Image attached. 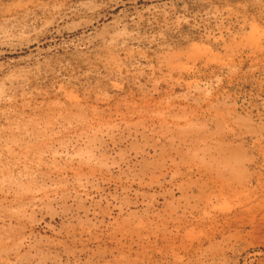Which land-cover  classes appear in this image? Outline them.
Segmentation results:
<instances>
[{"label":"rangeland","instance_id":"rangeland-1","mask_svg":"<svg viewBox=\"0 0 264 264\" xmlns=\"http://www.w3.org/2000/svg\"><path fill=\"white\" fill-rule=\"evenodd\" d=\"M0 264H264V0H0Z\"/></svg>","mask_w":264,"mask_h":264}]
</instances>
